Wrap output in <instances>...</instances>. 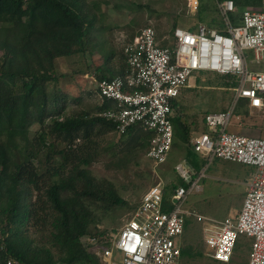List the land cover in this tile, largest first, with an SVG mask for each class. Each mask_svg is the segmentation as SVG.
Returning a JSON list of instances; mask_svg holds the SVG:
<instances>
[{"label": "trees", "instance_id": "trees-1", "mask_svg": "<svg viewBox=\"0 0 264 264\" xmlns=\"http://www.w3.org/2000/svg\"><path fill=\"white\" fill-rule=\"evenodd\" d=\"M234 2L238 11L230 18L239 25L240 10L261 0ZM202 10L203 4L198 14ZM96 20L85 0H0V264H101L91 239L110 246L104 239L108 226H99L109 217L117 222L116 210L128 204L113 181L91 169L94 130L116 132L115 123L101 115L112 103L102 101L95 114H66V93L59 85L80 70L60 73L58 60L87 52ZM126 70L127 62L97 78L112 79ZM183 89L172 105L180 116L189 110L180 101ZM240 104L245 108L243 99ZM34 123L39 129L32 133ZM184 132L195 154L189 128ZM118 135L127 157L147 152L154 134L133 125ZM54 136L65 145L57 147Z\"/></svg>", "mask_w": 264, "mask_h": 264}, {"label": "built area", "instance_id": "built-area-1", "mask_svg": "<svg viewBox=\"0 0 264 264\" xmlns=\"http://www.w3.org/2000/svg\"><path fill=\"white\" fill-rule=\"evenodd\" d=\"M216 1L225 20L223 29L205 23L178 26L171 31L172 47L160 43L156 29L146 25L124 45L125 74L96 81L98 97L112 103L101 115L115 123L117 134L133 125L153 132L146 157L155 167L167 161L174 145L173 100L191 85L195 71L234 75L235 99L246 98L253 108L264 106V72L249 70L246 53L250 50L256 60L263 58L264 0L257 10L244 8L239 25L230 18L238 10L234 0ZM193 2L198 5V0ZM232 111L233 107L206 114V130L192 144L207 165L220 158L254 167L240 210L216 220L182 208L186 194L200 189L205 169L193 174L187 188L175 189L173 198L178 202L170 210L164 207V188L159 181L143 195L110 246L93 249L101 264H179V238L188 215L202 223L203 239L214 259L231 261L239 236L247 235L252 239L249 264H264V138L229 132ZM175 169L184 179L189 177L181 162ZM96 241L91 239L94 246Z\"/></svg>", "mask_w": 264, "mask_h": 264}, {"label": "rangeland", "instance_id": "rangeland-1", "mask_svg": "<svg viewBox=\"0 0 264 264\" xmlns=\"http://www.w3.org/2000/svg\"><path fill=\"white\" fill-rule=\"evenodd\" d=\"M85 3L97 19L96 25L90 28L89 49L85 54L79 53L58 60L60 73L71 75L75 69L80 70L79 74L75 72L74 77L67 76L59 81L60 87L66 93V114L86 111L95 114L99 111L98 106L102 101L96 92L97 74L107 69L119 70L125 66L124 45L139 33L142 27L152 25L157 31L159 42L171 46V31L175 22L178 26L186 28L198 25L203 19L202 23L213 28L223 29L225 26L216 0H198V5L193 0H85ZM261 3L247 7L257 10ZM202 4V13L198 14ZM246 53L249 70L264 72V55L261 60H256L252 51L248 50ZM108 75L110 74L107 73ZM190 84L189 87H184L180 99L182 105L189 110L186 116L173 113L172 123L176 127L174 145L167 161L158 167L153 165L143 151L139 154L130 153L126 157L127 151H120V148H125L126 145L120 141L116 132L103 127L94 130L89 144L95 151L91 169L96 176L113 181L128 202L126 206L116 210L117 222L109 217L105 223L100 224V228L108 226L104 239L111 240L118 234L152 185L162 181L164 207L170 210V207L178 202L173 198L177 188L174 189L173 186L187 188L193 174L199 175L203 169L205 176L199 181L200 189L186 194L182 208L222 220L230 212L235 214L237 208L241 207L248 189L246 184L252 180L255 172L254 167L220 158L207 165L206 159L199 153L190 152L191 149L184 141V129L189 128L192 140L206 129V114L225 111L235 105L228 131L264 138V117L257 109L247 110L246 106L241 109L242 99L239 102L235 99L236 79L232 74H220L210 70L195 71L190 78ZM31 129L33 133L39 129V125L34 123ZM258 130L262 132L260 135L257 134ZM53 139L57 147L65 145L61 138L54 136ZM179 162L189 171L187 179L175 169ZM202 228V223L194 216H186L184 232L179 238V243L184 248L179 264H249L252 243L250 237L239 236L234 255L231 261L226 263L210 255V248L203 239ZM96 242L95 246V242L92 243V251L99 247V242Z\"/></svg>", "mask_w": 264, "mask_h": 264}, {"label": "crops", "instance_id": "crops-1", "mask_svg": "<svg viewBox=\"0 0 264 264\" xmlns=\"http://www.w3.org/2000/svg\"><path fill=\"white\" fill-rule=\"evenodd\" d=\"M217 8H218V7H217ZM253 54H254V53H253ZM254 58H255V57H254ZM247 60H248V59H247ZM247 62H248V61H247ZM239 99H243V100H244V102H245V104H246V107H247V108H246L247 110L257 109L258 111H260V112L262 113V116L264 117V106H263L262 108H253V107L250 106V104H249V100H248V99H246V98H239ZM239 99H238V100H239ZM234 106H235V105H234ZM234 106H233L232 114L234 113V110H235V107H234ZM205 127H206V126H205ZM205 130H206V129H205ZM205 130H204V131H205ZM261 133H262V132H261L260 130L257 131V134H258V135H260ZM192 140H193V139H192ZM192 140H191V141H192ZM201 157H203V156L201 155ZM203 158H204V157H203ZM204 159H205V158H204ZM246 187H248V183L246 184ZM242 203H243V202H242ZM241 206H242V204H241ZM240 208H241V207H240ZM240 208H239V209L237 208V212L240 210ZM231 211H232V210H231ZM237 212H236V213H237ZM236 213H235V214H236ZM235 214H233L232 212H230L229 215H235ZM229 215H228V216H229ZM226 217H227V216H226ZM249 253H250V252H249ZM221 262H222V261H221ZM229 262H230V261H229ZM226 263H227V262H226Z\"/></svg>", "mask_w": 264, "mask_h": 264}]
</instances>
